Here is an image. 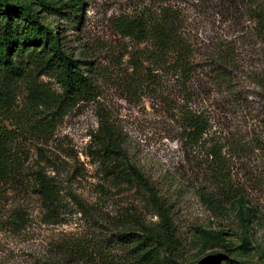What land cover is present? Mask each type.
I'll use <instances>...</instances> for the list:
<instances>
[{
	"label": "rangeland",
	"instance_id": "374dc122",
	"mask_svg": "<svg viewBox=\"0 0 264 264\" xmlns=\"http://www.w3.org/2000/svg\"><path fill=\"white\" fill-rule=\"evenodd\" d=\"M43 1L50 8L40 9L39 16L79 61L83 75L91 77L96 97L59 108L50 101L36 110L24 80L13 83L10 76L7 84L0 78L19 114L17 120L0 115V129L19 125L22 152L19 190L0 187V264H207L211 258L214 264H264L262 97L245 90L240 105L226 106L224 129L213 125L211 133H221L217 145L227 164L219 177L210 162L213 142L185 152L176 126L135 73L144 46L135 35L137 24H150L171 10L193 32L223 33L229 25L222 0H82L73 21L69 8H58L74 0ZM7 2L20 7L29 0ZM32 49L17 48L11 72L31 68ZM256 68L264 74V65ZM33 76L53 99L60 98L63 90L55 77ZM103 120L125 144L119 175L105 173L93 154ZM129 166L141 172L154 198ZM37 173L58 189L54 216L36 192ZM149 229L160 239L150 237ZM121 233L130 235L121 238Z\"/></svg>",
	"mask_w": 264,
	"mask_h": 264
},
{
	"label": "trees",
	"instance_id": "16d2710c",
	"mask_svg": "<svg viewBox=\"0 0 264 264\" xmlns=\"http://www.w3.org/2000/svg\"><path fill=\"white\" fill-rule=\"evenodd\" d=\"M82 4V0H74L58 10L69 8L72 14L69 19L73 21L81 12ZM48 8L50 6L43 0H29L20 7L0 0V78L7 84H10V76L13 83L24 80L29 85L28 92L36 103V110L50 101L57 108L61 104L69 106L77 101H92L96 94L91 77L83 75L79 61L64 51L55 29L39 16L40 9ZM222 8L223 19L229 25V30L223 33L193 32L186 27V19L171 10H166L150 24H137L135 28V35L144 44L136 56L137 83L147 86L163 106L166 119L176 126L177 139L184 141L185 152L213 142L209 150L210 162L219 177L225 173L227 164L217 145L221 133H211L213 125L224 129L226 106L240 105L249 92L264 100V74H258L256 68L260 63L264 65V0H222ZM245 23L247 26L243 27ZM21 46L33 48L29 52L31 68L11 72L13 54ZM33 72L55 77L63 90L60 98L53 99L48 89L36 82ZM10 95L9 86L1 85L0 115L5 120H17L19 114L12 110ZM17 122L19 124V120ZM101 129L102 136L97 140L99 148L93 154L105 173L119 175L125 144L119 132L106 120ZM128 169L154 198V191L141 172L135 166ZM21 179L19 125L14 129L2 127L0 187L17 191ZM34 181L42 205L54 216L58 189L40 173L35 175ZM88 213L94 217L92 212ZM159 213L163 225L170 229L165 212L160 209ZM22 219L19 212L16 221L20 223ZM148 234L160 239L151 229ZM129 235L121 233L119 236L127 238ZM147 253L153 259L157 257L153 250ZM215 262L211 258L207 264Z\"/></svg>",
	"mask_w": 264,
	"mask_h": 264
}]
</instances>
